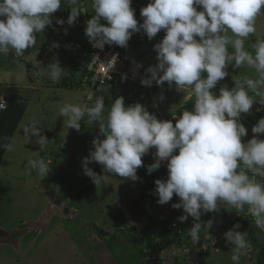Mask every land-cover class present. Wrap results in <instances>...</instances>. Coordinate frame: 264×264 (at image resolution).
<instances>
[{"label":"clouds","instance_id":"clouds-1","mask_svg":"<svg viewBox=\"0 0 264 264\" xmlns=\"http://www.w3.org/2000/svg\"><path fill=\"white\" fill-rule=\"evenodd\" d=\"M62 3L71 11L67 21L56 20L59 25L73 26L82 13L89 12L82 0H0V57L19 59L36 48L37 35L52 24ZM90 6L93 15L86 22L85 35L94 48H127L135 33L143 32L151 41L163 30L164 37L154 45L158 63L145 69L141 84L151 87L155 82L162 87L167 82L178 92L194 95V101L178 117L173 113V119L158 118L140 102L126 104L123 96L115 98L110 107L101 94L92 106L86 101L64 103L58 116L64 117L67 128L79 131L81 120L99 124L93 148L82 159L83 174L96 185L109 173L138 181L142 158L154 148L148 174L166 162L168 175L154 181L153 194L161 205L170 202L174 194L179 197L172 208L183 209L180 222L193 218L188 236L194 244L213 224L212 220L203 222L202 215L217 212L222 206L238 213L247 206L255 226L264 230V117L252 126L254 135L247 141L243 138L249 130L242 122V114H250L254 104L260 105L256 111L264 110V37L257 36L251 47H246L257 33L258 18L264 15V0H149L140 10L142 23L136 18L132 0H90ZM133 64L135 75L143 65ZM230 65L245 69V74L239 78L233 75L234 87L224 84L217 92L218 82L228 76ZM18 67L23 69L24 65ZM45 69L53 83L66 73L58 59ZM112 82L115 80L106 85ZM91 99L87 94V100ZM7 105L0 94V111ZM21 129L25 143L33 137L39 145L49 142L39 121L21 124ZM15 145V139H9L4 150L12 152ZM92 162L102 165L105 175L89 167ZM51 165L45 159L27 162L42 179ZM240 228L236 223L224 233L232 245L233 264H241V257L251 248L249 233Z\"/></svg>","mask_w":264,"mask_h":264},{"label":"rangeland","instance_id":"rangeland-1","mask_svg":"<svg viewBox=\"0 0 264 264\" xmlns=\"http://www.w3.org/2000/svg\"><path fill=\"white\" fill-rule=\"evenodd\" d=\"M148 3L149 0H132L135 14ZM82 6L89 10L90 0H82ZM70 11L62 3L61 9L53 14L55 18L52 17V24L37 36L38 43H42L46 36H51L48 40L50 43H45V47L34 48L33 53L36 50H51L48 46L53 41L65 39L62 36L65 29L67 32L77 29L76 22L73 26L56 23L61 18L59 16L67 21ZM142 22L143 18L140 23ZM59 33L62 37L56 38ZM164 35L162 30L150 41L145 33H135L130 39V48L134 53L130 76L127 79L118 76L114 83L104 86L102 91H95L91 100H87V94L94 86L90 87L88 84L75 90L61 91L63 95L60 96L40 93L34 82L35 87L29 89L27 95L23 94L29 99L30 110L23 124L39 121L43 126L42 134H48L56 126L61 134L62 144L60 141L53 143L49 136V142L43 145L46 155L40 159L47 162L49 159L52 164L49 174L43 179L35 169L27 166L29 160H38L40 156L35 153L39 147L35 143V137L32 142L24 144L20 140L23 130H20V134L17 130L14 136L15 150L5 152L0 165V264H233L230 258L232 245L226 242L224 233L236 223L241 225L240 231L249 233L248 239L251 242L250 250L241 257V264H264V230L255 226V220L248 214L247 206L240 213L230 206L228 209L222 206L217 212L202 215L203 222L212 220L213 224L208 231L200 234L201 239L197 244L192 242L191 237H186L183 242H169L158 234L157 225L153 221L157 220L160 224V220L167 218L170 212L175 211L177 214L176 226L173 228L183 226L188 230L193 226V218L189 216L184 222L178 220L184 213L182 208H172L173 203L179 202V197L175 194L170 202L161 205L157 203L158 196L153 194L152 189H144L145 181H155L158 173L157 170L152 174L147 172V165L151 164L148 162H153L154 148L142 158L144 165L137 170L140 177L138 181L109 173L108 177L96 185L90 177L83 174L82 159L93 148L92 141L99 135V124L89 125L86 120H81L79 131L67 128L64 117L58 116V109L55 108L59 102L62 106L64 103L86 101L88 106H92L95 97L101 94L105 97L106 107H110L115 98L123 96L126 104L140 102L160 119H173V113L178 117L184 107H192L194 95L176 91L175 85L170 87L165 82L161 87L153 82L148 87L141 84L145 69L158 63L154 45ZM257 36L264 37V15L258 18L257 33L249 38L246 47H251ZM85 39L87 51L84 47L83 51L77 53L76 50L70 56L73 58L66 77L70 81H80L84 72L89 51L87 36ZM71 42L72 37L68 36L65 46ZM60 58L62 56L57 59ZM52 60L54 59L48 61ZM134 61L143 65L135 75L132 71ZM245 71L243 68L234 69L230 65L228 76L218 82L216 91L224 84L229 88L234 87L233 75L239 78ZM33 73L40 85L58 83H53L50 79L48 83L46 76L39 74L38 68H34ZM27 77L23 73L16 82H27ZM12 81L15 82L14 79ZM8 89L22 94L17 88ZM52 92L47 89L44 93ZM161 95L164 99H160ZM257 107H260L258 103L253 105L250 114H242V122L249 130L248 135L243 138L245 141L254 135L252 126L264 117V110L256 111ZM53 112L55 118L51 117ZM89 167L96 173L105 175L103 166L99 163L92 162ZM161 167L168 175L166 162ZM144 191L148 194L146 198L140 196ZM146 228L149 232L144 235ZM137 235L139 236L133 239ZM178 243L184 244L179 247Z\"/></svg>","mask_w":264,"mask_h":264},{"label":"crops","instance_id":"crops-1","mask_svg":"<svg viewBox=\"0 0 264 264\" xmlns=\"http://www.w3.org/2000/svg\"><path fill=\"white\" fill-rule=\"evenodd\" d=\"M63 11V10H62ZM66 11V9H65ZM68 11V10H67ZM63 13V12H62ZM61 18H63V16H59ZM53 18H55V16H53ZM102 23H106V21H104L102 19ZM53 32V31H51ZM65 34V31L63 32ZM69 34H61L59 33L56 38H60V36H65V39L62 40H57L56 42L53 41L51 43V50H40V52H38V50H36L34 53V49H30V51H26L24 56L22 58L16 59L12 56H8V57H0V94H3L5 96V99L7 101V98L13 96L14 94H20L22 96L27 95L28 94V90L29 89H33L35 86L33 85L34 82L37 84V88L40 90V93L44 94V95H61V91H65L69 89V90H75L77 88H68L66 86V84H69L68 81H70V79H66L67 77V71L69 70V65L71 64V58L70 57L72 55V53H74L77 50V53H79L80 51L84 50V46L82 44V39H83V33L82 31H80V29L77 27V29H71L70 32H67ZM39 36V35H37ZM61 36V37H62ZM68 36L72 37V42L70 44H68V46H65V42L68 40ZM51 36H46L44 41H42L43 38H41L40 40L42 41V43H38L37 42V47H45V43H50L48 42V40L50 39ZM38 39V38H37ZM47 40V41H46ZM46 47V48H48ZM76 54V53H75ZM78 54H76L77 56ZM58 56H62V58L58 59L61 63V65L65 68L66 73L64 76H62L61 81L62 83L58 82L57 84H52L49 83V78L47 75V71L45 69V67L52 61H48L49 59H57ZM64 58V59H63ZM13 63V66L11 65ZM18 64H23L24 68L21 69L18 67ZM43 65V67H42ZM34 68H38V72L40 75H44L47 78V82L49 84L47 85H40L38 83V79L35 73H33ZM28 75L27 77V82H16L18 81L22 74ZM15 80V82H13L12 80ZM12 81V82H8V81ZM72 82V81H70ZM114 83V82H112ZM62 85V86H61ZM64 85V86H63ZM110 85V84H109ZM8 87H14L19 89L20 91H22L21 93L18 92H12L11 90L8 89ZM107 87V86H106ZM104 88V87H103ZM103 88L101 89V91L103 90ZM49 89L51 91H53L51 94H45L44 92ZM100 93V92H99ZM24 94V95H23ZM25 97V96H24ZM27 98V97H26ZM60 102L58 103L57 106H55L56 109H59L60 107ZM29 108V106H28ZM28 111V112H27ZM27 114L25 113L23 119L21 120L19 127H18V132L20 134V125L26 122V118L27 116L30 114V110L27 109ZM44 116V115H43ZM51 117L55 118V114L54 112L51 114ZM24 133H22L20 136L22 137V139L24 142V138L23 135ZM49 134V135H48ZM44 132L42 135H46L47 138L49 136L52 137V142L56 143V141H60L61 142V134L60 132H58V129L56 128V126H54L49 132ZM14 138V137H13ZM16 140V138H14ZM24 144H26L24 142ZM28 144V143H27ZM62 144V142H61ZM38 155H40L38 157V159H40L41 157H45L46 153H44V146L43 145H39V147L36 149V152ZM5 157V156H4ZM3 157V159H4ZM3 159L0 162V165L3 162ZM59 159V158H58ZM36 160V159H35ZM49 162V159H47ZM50 163V162H49ZM6 242V241H5ZM4 242V243H5ZM6 244V243H5ZM8 245V244H6Z\"/></svg>","mask_w":264,"mask_h":264},{"label":"trees","instance_id":"trees-1","mask_svg":"<svg viewBox=\"0 0 264 264\" xmlns=\"http://www.w3.org/2000/svg\"><path fill=\"white\" fill-rule=\"evenodd\" d=\"M141 8H139V11L137 12V14L138 13L140 14ZM88 11H89V14L87 16V20H85L84 16L81 14L76 21V26L83 33L82 44L84 47H86V45H87L86 39H85L86 36H84L85 35V29H86V22L93 15V13L91 12L92 11L91 7H89ZM137 14H136V16H137ZM128 46H131L130 40L128 42ZM86 51H87V47H86ZM132 55H134L133 51H132ZM90 59H91V54H90V51H88V53L86 55V60H85L86 62H85L84 68L86 67V65H88ZM85 72H86V70H84V73ZM68 83L69 84H66V86L68 88H77L78 89V87L82 86V84H81L82 83V77H81L80 81H77V82L68 81ZM92 97H93V95H92ZM7 103H8V105H7L6 110L0 111V162L3 159V156L6 152L4 150V144L8 143L9 139H13V137L15 136V133L19 127V124H20L21 120L23 119V117H24V115L28 109L29 99L20 95V94H14L13 96L7 98ZM152 161L154 162V158ZM153 162H148V163H153ZM157 172L158 173L155 176V180L157 178L164 179L165 177H167V174L164 173V170L162 169V167H160V169L157 170ZM144 189L149 190V191H151L150 189H152V191H154V189H155L154 181L152 179L146 180L144 183ZM149 191H147V192H149ZM145 192L146 191H144V193L141 194L140 196L141 197L144 196L143 198L148 197V194H146ZM176 219H177V214L175 211H173V212H170V214L168 215L167 218L160 220V222H161L160 224L157 223L158 222L157 220L153 221V222H155V225H157L158 234L162 235L165 240H167V241L169 240V242L170 241L183 242V240H185L186 237H190V236H188V230L186 228H184L183 226L178 227V228L177 227L173 228V223H176L175 222ZM177 230H179V231H177ZM98 231H100L101 233L102 232L105 233V231H103V230H98ZM147 232H149L148 228L145 229L144 235ZM138 236L139 235L134 236L133 239H136Z\"/></svg>","mask_w":264,"mask_h":264},{"label":"built area","instance_id":"built-area-1","mask_svg":"<svg viewBox=\"0 0 264 264\" xmlns=\"http://www.w3.org/2000/svg\"><path fill=\"white\" fill-rule=\"evenodd\" d=\"M88 14L89 12L83 13L85 20H87ZM136 18L141 22L143 17L139 14ZM88 45L91 59L85 69L86 72L82 74L81 84H88L90 87L94 86L93 89H90L89 94L94 95L93 93L95 91L101 90L106 84L115 80L117 76H130V64L133 60L130 47L127 46V48H124L117 45H105L101 50L94 48L92 43L89 42V39ZM175 226L176 223H173V227ZM183 244L178 243L177 245L181 247Z\"/></svg>","mask_w":264,"mask_h":264}]
</instances>
